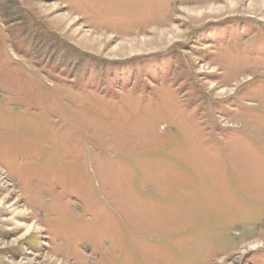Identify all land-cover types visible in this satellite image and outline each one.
<instances>
[{
    "label": "rangeland",
    "instance_id": "374dc122",
    "mask_svg": "<svg viewBox=\"0 0 264 264\" xmlns=\"http://www.w3.org/2000/svg\"><path fill=\"white\" fill-rule=\"evenodd\" d=\"M0 264H264V0H0Z\"/></svg>",
    "mask_w": 264,
    "mask_h": 264
}]
</instances>
